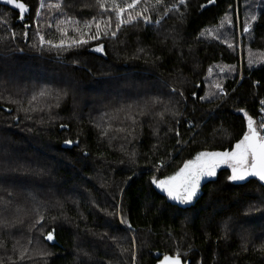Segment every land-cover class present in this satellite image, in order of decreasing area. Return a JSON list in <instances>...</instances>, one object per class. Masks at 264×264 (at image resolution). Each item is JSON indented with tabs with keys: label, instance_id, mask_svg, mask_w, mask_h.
<instances>
[{
	"label": "trees",
	"instance_id": "16d2710c",
	"mask_svg": "<svg viewBox=\"0 0 264 264\" xmlns=\"http://www.w3.org/2000/svg\"><path fill=\"white\" fill-rule=\"evenodd\" d=\"M38 1L21 0L23 20L0 2V264H133V253L134 264H156L177 252L190 264H264L257 180L232 183L231 170L220 169L186 205L152 183L200 152L231 151L248 131L245 113L259 131L264 62H254L264 61V0H152L151 23L64 50L36 46ZM47 2L78 18L79 34H95V23L84 28L93 17H111L115 30L114 13H102L96 0H44L43 13ZM225 18L226 40L205 37ZM98 45L102 53L92 50ZM221 65L234 72L223 85L227 96L200 99L209 69ZM42 81L54 85L50 99L39 97ZM117 128L125 134L107 137Z\"/></svg>",
	"mask_w": 264,
	"mask_h": 264
},
{
	"label": "snow or ice",
	"instance_id": "6c2138e0",
	"mask_svg": "<svg viewBox=\"0 0 264 264\" xmlns=\"http://www.w3.org/2000/svg\"><path fill=\"white\" fill-rule=\"evenodd\" d=\"M0 2L13 7L19 11V19H24V14L28 12V8L25 3L21 0H0ZM214 0H208V4H212ZM96 3L99 5V8L102 13L112 12L115 16V30H112V18L106 17L103 21L97 20L95 17L91 21H86L84 24L85 29H91L92 24L95 23L96 32L95 34H90L86 31L81 33V37L85 38H73L70 42H67L64 39H61L59 43H53L51 40H45V37L40 35L37 31L36 35L39 37L40 45L43 46L45 43L49 44L53 48H59L64 50L66 48H71L73 46H79L87 44L89 39H99L101 32L107 36L110 32V35L115 39L118 35V32L123 26L131 25L136 23L138 20H143L144 23H151V17L147 15L149 12V7H147L149 0H123V3L118 4L116 0H96ZM163 3V0H155V5H160ZM180 4H184L185 0H179ZM141 4L145 5L144 7L138 6ZM110 5V6H109ZM43 0H41L40 7L36 10V15H40V10L44 8ZM59 7L60 5H56ZM125 13L127 16L125 17ZM167 10L164 15H167ZM252 21L256 20V16L251 17ZM73 23H77L73 21ZM157 24L160 23L159 20L156 21ZM103 25V29L102 26ZM28 28V25H25V29ZM59 30V29H58ZM79 32V29H75ZM250 30V25L245 24L244 32L247 33ZM63 35H67V31H62ZM211 33H209L210 35ZM27 36V32L24 33ZM203 35V33H202ZM15 38V34H13ZM232 45L229 44V47ZM93 51L97 53L103 52V45H98ZM142 51V50H141ZM253 60H249L251 65ZM211 71V69H209ZM219 89L220 85H216ZM221 95H225L223 90L220 91ZM49 95L47 90H42L39 93V97H45ZM182 95V93H181ZM207 97H200V99H206ZM58 99V97H57ZM38 100L37 95H33L29 99L28 103L31 105L34 101ZM155 103V101H153ZM260 104L264 106V100L260 101ZM20 111L25 113L36 112L39 109L33 107L29 108H20ZM243 111V110H241ZM261 111L264 112V107L261 108ZM247 125L248 131L244 134L243 139H241L233 148L231 152H201L198 153L194 160L187 161L182 168L174 175L167 177L163 180H157L153 178L152 183L156 185L157 188L167 194V197L170 200L176 201L181 205L191 204L194 198L198 195L201 186V179L203 177H212L215 176L216 168L221 163H227L228 166L232 169V174L228 177L229 181H243L249 176L257 177L261 182H264V134H261L260 131L254 126V121L251 117L247 116ZM131 118V117H129ZM135 123V121H134ZM62 127H66L62 125ZM259 129H264V119L259 123ZM171 131V129H169ZM179 136V133L177 132ZM179 143V140L177 141ZM65 144H72L71 140H66ZM133 157L135 153L132 154ZM186 210V209H184ZM42 219V218H41ZM40 223V219L36 221V224ZM130 227V226H129ZM45 239L49 242L54 240L53 232L49 231L45 236ZM27 249H23L20 253V258L23 259ZM135 262V253H133V264ZM160 264H182L180 254L177 252L176 255L164 256L163 260L160 261ZM184 264H187L185 261Z\"/></svg>",
	"mask_w": 264,
	"mask_h": 264
},
{
	"label": "rangeland",
	"instance_id": "374dc122",
	"mask_svg": "<svg viewBox=\"0 0 264 264\" xmlns=\"http://www.w3.org/2000/svg\"><path fill=\"white\" fill-rule=\"evenodd\" d=\"M151 1L152 0H149V2H151ZM43 3H44V0H43ZM40 4H41V0L38 1V4H37L36 7L39 8ZM48 6H49V3L47 2V9L45 11L48 12V10L51 9L49 11L50 14H45L46 12L43 13L42 9L44 10L45 7L40 10V15L39 16H37L36 13H35V19H34V21H35L34 22V27H35V32L34 33H35V35L33 37L37 41L36 46H38V48L42 47V46L40 45L39 37L36 35L37 31H39L40 35L45 37L46 41L53 39L52 40L53 43H59V41L61 39H64L66 41V43L70 42L71 39H73V38H77V39L85 38V39H87V37H81V34H79L75 30L76 26H75V23H73V21H76L77 23H79L80 21H79L78 18L70 17L67 14H64L65 13V11H64L65 9L64 8H60L59 11H57L56 7H48ZM141 7H144V5L142 4ZM247 8L248 9H252L253 8V10L255 11V14L257 15V13H258L257 10H259L258 5H256L254 7V4H249L247 6ZM126 14L127 13H125V15ZM236 16H237V11H236ZM58 17H60V18H58ZM251 17H252L251 15H247L246 16L247 19H250L248 21V23H252L253 22L251 20ZM224 21H226V18L216 28L207 29L205 37L216 38V36H214V35L217 34L218 36H220L221 38L226 40L227 39L226 37L229 36V33H230V32H228V28L227 27L230 26V25H229V22L227 24H224ZM63 30L67 31V35H63L62 34ZM236 30H237V50H238V57H239V79H240L241 78V71H242V57H241L242 56V46H241L242 32H241V30H239L238 18H236ZM72 33H74L73 36H71ZM209 33H211V34L209 35ZM102 38L103 37H100L99 39H96L95 41H99V40L101 41ZM54 39H57V40L54 41ZM217 39H219V38H217ZM88 42H92V40H88ZM43 46L50 47V49L53 48L47 43H45ZM55 49H59V48H55ZM248 54H249V52H248ZM249 56L251 57V53L249 54ZM252 56L253 57H260L261 54L252 55ZM251 59L253 61L255 60L253 58H251ZM263 62H264L263 58H259L258 60H255L254 64L257 65V64L263 63ZM233 75H234V72L232 71V67H225L224 65L218 66L217 68L209 71L207 73V76H206L207 77V79H206V85H207L206 97H209L210 99H213V98H217L219 96H222L220 94V91L223 90L224 83L227 81V79L232 78ZM23 80H25V79H23ZM45 82L46 81H44V82L42 81V82L39 83L40 87H42L41 91L42 90H47L48 93H49V95L45 96L43 98V100H46V98L50 99L54 95V85L51 84L50 82H46V83ZM30 84H33V83H30ZM216 85H220V88L218 89L216 87ZM223 92L225 93L224 90H223ZM223 96L225 98L227 96L226 93ZM97 121L99 122V124H102L101 120H97ZM105 134H107V137H112L114 134L119 135V134H125V133H124V131H121L120 128H117L116 130H109V131L105 132ZM233 148H232V150H233ZM231 151H229V152H231ZM203 152H210V151H203ZM223 152H225V151H223ZM195 157L193 159H191V160H194ZM226 168H229L231 170V172H232V169L228 166L227 163L219 164V166L216 168L215 172L217 174V172L220 169H226ZM216 174H215V176H216ZM215 176L203 177L201 179V183L210 181V180L214 179ZM230 182L236 183V182H241V181H230ZM23 185H25V184L22 183L21 185H17V186L23 187ZM8 186H9V184H6V185L4 184L3 185V187H5V188L8 187ZM159 190L161 191V189H159ZM161 192L164 193L167 196V194L165 192H163V191H161ZM23 201H24V199H23ZM170 201L174 202L176 204H179L176 201H173V200H170ZM179 205H181V204H179ZM263 208H264V206H263ZM17 216H18V214H17ZM34 247H35V249H38V250L41 249V246L39 244H35Z\"/></svg>",
	"mask_w": 264,
	"mask_h": 264
},
{
	"label": "built area",
	"instance_id": "2783aa9c",
	"mask_svg": "<svg viewBox=\"0 0 264 264\" xmlns=\"http://www.w3.org/2000/svg\"><path fill=\"white\" fill-rule=\"evenodd\" d=\"M261 100H264V98H262ZM260 100V101H261ZM264 107L260 104L259 102V108H258V115H257V125L259 127V123L262 119H264V112L261 111V108ZM259 131L261 132V134H264V129H259Z\"/></svg>",
	"mask_w": 264,
	"mask_h": 264
},
{
	"label": "water",
	"instance_id": "95a60500",
	"mask_svg": "<svg viewBox=\"0 0 264 264\" xmlns=\"http://www.w3.org/2000/svg\"><path fill=\"white\" fill-rule=\"evenodd\" d=\"M232 173V172H231ZM250 179H255V180H257L258 181V183L262 186V187H264V182H261L257 177H254V176H249V177H247L245 180H243V181H241V182H245V181H247V180H250ZM167 256H169V255H167ZM163 258L164 257H162L156 264H160V261L161 260H163ZM181 262H182V264H184V262L181 260ZM187 262V264H190V262L189 261H186Z\"/></svg>",
	"mask_w": 264,
	"mask_h": 264
},
{
	"label": "flooded vegetation",
	"instance_id": "af4514ba",
	"mask_svg": "<svg viewBox=\"0 0 264 264\" xmlns=\"http://www.w3.org/2000/svg\"><path fill=\"white\" fill-rule=\"evenodd\" d=\"M202 184H203V183H201V186H202ZM201 186H200V190H199V192H198V195L200 194ZM198 195H197V196H198ZM197 196L194 198V200L197 198ZM194 200H193V201H194Z\"/></svg>",
	"mask_w": 264,
	"mask_h": 264
}]
</instances>
